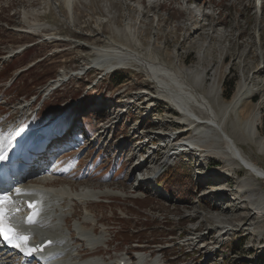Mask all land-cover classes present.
I'll list each match as a JSON object with an SVG mask.
<instances>
[{"label":"rangeland","instance_id":"rangeland-1","mask_svg":"<svg viewBox=\"0 0 264 264\" xmlns=\"http://www.w3.org/2000/svg\"><path fill=\"white\" fill-rule=\"evenodd\" d=\"M68 16L66 0H0V123L23 129L38 112L41 129L68 116L63 151L73 155L55 188L111 193L62 204L72 252L107 264H264V179L213 144L149 70L89 66L90 50L112 42L179 74L197 70L219 118L246 85L223 129L264 169V0H75ZM78 222L95 247L73 240Z\"/></svg>","mask_w":264,"mask_h":264},{"label":"bare ground","instance_id":"bare-ground-1","mask_svg":"<svg viewBox=\"0 0 264 264\" xmlns=\"http://www.w3.org/2000/svg\"><path fill=\"white\" fill-rule=\"evenodd\" d=\"M74 4L75 0H66V8L69 12L68 19L69 21L72 19V23ZM45 28L46 27L37 23L36 25H32V29H34L36 32H40ZM200 34L201 30L198 28L190 35L188 34L189 36L185 40H190L195 35ZM109 44L110 45L103 49L93 48L90 50L95 60L92 61L89 66L98 64L102 66L101 68L103 69V72H108L113 69H118L120 66L137 64L147 71L149 70L151 72L150 74H152V78L154 77V81L157 82V86L161 93H166L165 95H169L171 98H173L174 102H176L178 105V109L181 110L187 117H189V120H191L190 116H193L196 119V124L199 123L200 126L203 125V128H205L202 131L205 130L204 134L206 136L209 135L213 137V144L221 142L224 146V152L230 156L229 158L233 162L238 161L242 163L243 167L254 178L264 179V169L247 158L244 152L237 146L233 138L223 129L224 123L222 120H224V116L226 115L228 117L231 113H234L239 108V105L243 100L244 91H246V85L241 87V90L238 91L232 98L230 104L220 106L219 111L222 112V118H219L215 107L211 103V94L208 92L207 94H203L199 92V88H197L198 81L200 79V76H197V74H199L197 70L194 72L190 70L185 72L180 69L179 74L177 71L171 69L168 66L162 65L161 63L155 62L154 60H149V58L147 60L146 58L141 57L137 52L129 49L128 47L116 45L112 42H109ZM194 73H197L196 76L193 75ZM189 75H193L195 78L193 85L188 83L187 77ZM216 95L217 94H215V97ZM197 113L200 114V116H204L205 114L206 119L203 120L202 117L197 116ZM252 121L253 119L251 120V127L253 129L255 128V125L254 121ZM248 124H250L249 120L245 125ZM202 131L198 133V139H201ZM46 183L47 179H39L36 184L26 188V191H28L27 195L37 197L38 201L41 202L40 206L42 208L43 218L40 222V230H42L40 235L42 238H44V236L47 237L46 240H54V247L56 248L55 250L61 254L58 262L61 264H107L106 262H102V260L94 258L84 260L80 258L81 255L79 252H77V250L72 252V250L69 248L68 239L66 238L67 233L63 230L59 218L62 216V212L65 210V208L61 206H63L62 204H66L67 201H76L77 203L82 200H86V202H88L89 200L95 198L110 196L111 193L107 191H95L96 189H88L73 194L72 190L68 191L64 190L63 188H55V183L50 185ZM255 201V215L264 217V200L258 196ZM87 211H89V209H87ZM85 220H88V218ZM64 221L67 223L68 221L70 222V219L67 218ZM85 228L86 227H84L82 223L78 222L76 232H78L79 237L77 238L76 235H74L72 236L73 240L84 241L85 243L87 242L91 246L95 247L99 240L95 238L94 235L89 234L90 231ZM141 260L144 262V258L142 257L137 262L139 263ZM125 261V259L120 258L115 264H126Z\"/></svg>","mask_w":264,"mask_h":264},{"label":"snow or ice","instance_id":"snow-or-ice-1","mask_svg":"<svg viewBox=\"0 0 264 264\" xmlns=\"http://www.w3.org/2000/svg\"><path fill=\"white\" fill-rule=\"evenodd\" d=\"M2 159H4V156L3 153H0V160ZM3 199L4 198H0V235H2L8 243H13L15 247L20 248L21 251H27L29 254H31L32 251H42L40 245H32L30 243L27 235L21 234L6 225L5 220L7 217L3 212ZM29 207L32 208V204H29ZM35 215H38V213H35ZM34 222V216L27 217V223L31 224ZM47 243L50 244L51 241Z\"/></svg>","mask_w":264,"mask_h":264},{"label":"trees","instance_id":"trees-1","mask_svg":"<svg viewBox=\"0 0 264 264\" xmlns=\"http://www.w3.org/2000/svg\"><path fill=\"white\" fill-rule=\"evenodd\" d=\"M139 231H141V230H139V229H136V232L135 233H139ZM153 240V239H152Z\"/></svg>","mask_w":264,"mask_h":264}]
</instances>
